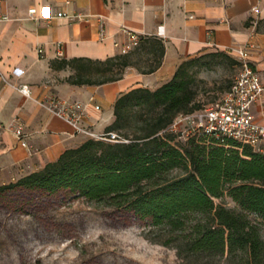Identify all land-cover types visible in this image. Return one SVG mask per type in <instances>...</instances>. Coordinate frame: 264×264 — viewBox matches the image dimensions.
Instances as JSON below:
<instances>
[{"label": "trees", "instance_id": "16d2710c", "mask_svg": "<svg viewBox=\"0 0 264 264\" xmlns=\"http://www.w3.org/2000/svg\"><path fill=\"white\" fill-rule=\"evenodd\" d=\"M164 54L162 37L140 33L139 44L126 53L55 58L50 64L71 67L70 83L100 84L122 78L128 66L153 72ZM208 56L242 64L219 48L184 58L162 85L136 86L116 99L115 120L106 131L118 130L128 142L87 138L43 168L0 184V196L68 189L149 220L165 231L164 242L173 244L186 264H215L224 255L225 264H264V238L248 215L264 219V149L203 132L177 139L165 130L178 113L208 105L197 100L189 73L190 65ZM174 167L185 170L171 175ZM226 190L239 210L216 203Z\"/></svg>", "mask_w": 264, "mask_h": 264}, {"label": "crops", "instance_id": "0c3cea01", "mask_svg": "<svg viewBox=\"0 0 264 264\" xmlns=\"http://www.w3.org/2000/svg\"><path fill=\"white\" fill-rule=\"evenodd\" d=\"M32 6L37 8L34 17L28 12ZM254 6L259 11H253ZM58 10L88 16L45 17ZM0 11L9 15L0 19V67L13 82L29 83L35 97L57 93L82 100L85 123L98 132L115 120L114 104L121 93L136 86L155 89L172 78L184 58L214 47L237 56L236 49L252 41L248 60L264 79V0H1ZM98 15L106 17L104 37ZM124 27L163 38L165 54L156 70L146 73L128 66L117 80L73 84L66 80L73 73L71 67L51 66L55 58H105L120 52L115 40L125 41ZM252 111L257 121L264 122V99L253 103ZM15 116L24 122L28 146L6 127ZM0 122L5 125V153L20 162L25 173L43 168L88 138L13 85L0 87Z\"/></svg>", "mask_w": 264, "mask_h": 264}, {"label": "rangeland", "instance_id": "374dc122", "mask_svg": "<svg viewBox=\"0 0 264 264\" xmlns=\"http://www.w3.org/2000/svg\"><path fill=\"white\" fill-rule=\"evenodd\" d=\"M240 67L225 56H208L190 65L197 100L201 104L215 101ZM4 128L0 122V184L26 174L21 163L5 153ZM184 170L174 167L170 174ZM215 201L240 209L227 190ZM248 215L258 223L264 238V219L255 212ZM164 232L147 219L68 189L0 196V264H186L176 247L164 242ZM225 258L214 263L225 264Z\"/></svg>", "mask_w": 264, "mask_h": 264}, {"label": "built area", "instance_id": "2783aa9c", "mask_svg": "<svg viewBox=\"0 0 264 264\" xmlns=\"http://www.w3.org/2000/svg\"><path fill=\"white\" fill-rule=\"evenodd\" d=\"M252 10L257 12L259 8L254 6ZM28 12L31 17H34L37 12L36 6L30 7ZM55 16H67L81 20L87 17L88 13L58 10L53 14H45L46 18ZM8 18V13L0 11V19L5 20ZM97 20L100 25V37H104L106 17L98 15ZM124 32L126 34L125 41L115 40V45L119 47L122 53L128 52L140 41V33L127 27H124ZM253 45L254 43L249 41L236 49L237 57L242 64L227 90L201 110L178 113L165 130L176 133L177 139L185 140L196 132H203L220 140L233 139L263 150L264 122L255 119L252 105L256 101L264 99V79L248 60L249 47ZM38 50L40 53L44 51L42 47H39ZM58 54H62L60 43ZM7 85H13L22 94L34 98L43 108L69 122L76 133L85 135L88 138L112 142H128L130 140L117 130L98 132L86 124L87 111L82 100L63 97L57 93H47L43 97H35L29 83L13 82L0 67V87ZM96 107H99V105L97 104ZM9 126L21 145H30L25 138L24 122L19 116H15Z\"/></svg>", "mask_w": 264, "mask_h": 264}]
</instances>
